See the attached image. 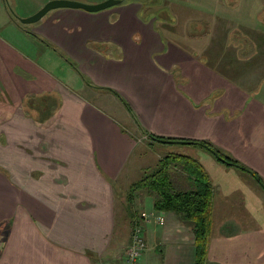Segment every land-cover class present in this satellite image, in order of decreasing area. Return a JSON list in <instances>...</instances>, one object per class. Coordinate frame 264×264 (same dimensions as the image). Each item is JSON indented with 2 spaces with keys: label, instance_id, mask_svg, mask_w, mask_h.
<instances>
[{
  "label": "crops",
  "instance_id": "0c3cea01",
  "mask_svg": "<svg viewBox=\"0 0 264 264\" xmlns=\"http://www.w3.org/2000/svg\"><path fill=\"white\" fill-rule=\"evenodd\" d=\"M122 1L93 14L55 10L26 29L0 15V264H123L126 193L146 167L140 150L154 151L156 168L168 156L157 144L179 145L170 155L190 156L209 177L205 264H264L257 180L202 146L150 138L210 143L264 181V15L181 26L149 15L150 2ZM217 34L216 51L191 49ZM153 202H141L151 218L139 263L195 264V224Z\"/></svg>",
  "mask_w": 264,
  "mask_h": 264
},
{
  "label": "trees",
  "instance_id": "16d2710c",
  "mask_svg": "<svg viewBox=\"0 0 264 264\" xmlns=\"http://www.w3.org/2000/svg\"><path fill=\"white\" fill-rule=\"evenodd\" d=\"M17 24L24 28L23 25ZM32 35L35 38L42 39L35 34ZM49 46L67 58L63 52L53 47V45ZM72 65L75 66L73 62ZM117 95L121 98L119 94ZM122 101L124 102L123 99ZM150 138L158 142L172 141L202 146L212 152L224 164L248 172L264 188V181L253 170L223 154L210 143L180 141L152 135ZM173 168H176L175 172ZM138 192H147L148 196L153 198L154 211L158 213L171 212L178 215L182 220L195 224V264H205L212 228L213 191L209 177L201 164L186 154L168 155L160 161L158 168L151 170L144 178L131 186L127 199L130 204L133 203Z\"/></svg>",
  "mask_w": 264,
  "mask_h": 264
},
{
  "label": "rangeland",
  "instance_id": "374dc122",
  "mask_svg": "<svg viewBox=\"0 0 264 264\" xmlns=\"http://www.w3.org/2000/svg\"><path fill=\"white\" fill-rule=\"evenodd\" d=\"M50 1L53 0H0V15H3L2 19L4 23L7 21V19L9 20L10 18L11 22L17 24L19 23V21L16 20L15 18L17 19L29 18L34 14H36L38 11H40ZM75 1L84 2L87 4H98L106 0H75ZM124 1H133V0H124ZM136 1L152 3V7L154 8L153 10L149 11V15H176L178 17L181 26L191 20L194 21V23L196 24L199 23L201 24L202 23L201 19L203 15H264V3L260 0H258L254 4L248 3L247 0H241L242 3H239L238 5L235 6L225 5L219 2V0H136ZM230 2L234 4L233 0H230ZM47 15L45 17H47ZM23 27L26 29L27 27L29 28L30 25H23ZM5 28L6 27H4V29ZM0 31L3 30L0 28ZM3 35L4 37L9 38L6 32H4ZM201 38L202 37H200L199 39H195L193 41V45L191 48L193 52L200 53L202 49L206 46L210 47L213 51L217 50L218 42L220 41V35L218 34L216 36L212 35L207 39L205 36L204 41ZM157 145L159 146L158 148H156V150L161 152H166L168 155H170L171 150H174L176 148L180 150L176 153L183 151L179 145H166V144H157ZM138 158L139 160H141L142 163H145L147 168L145 167L143 173H138L136 175L137 182L140 181L142 178H144L151 170L155 169L158 166V163L156 164V157L154 155V151L149 148H147V150H140L138 154ZM173 169L175 172L176 168ZM130 188L126 193L127 199L130 192ZM124 190L125 187L123 186V182L119 181L116 184V192L119 200L120 197H122V195L124 194ZM145 198H149L147 192H138L132 204H130L129 201H127L128 204L126 203L127 205L125 209L128 212L126 211L123 214L124 215L128 214L130 216L131 219L129 221L130 224H132V230H133L134 222L140 217V214H142V211H144V209L146 208V206L145 208H142L143 204H141V202H143ZM125 219L126 221H128L127 218Z\"/></svg>",
  "mask_w": 264,
  "mask_h": 264
},
{
  "label": "water",
  "instance_id": "95a60500",
  "mask_svg": "<svg viewBox=\"0 0 264 264\" xmlns=\"http://www.w3.org/2000/svg\"><path fill=\"white\" fill-rule=\"evenodd\" d=\"M121 0H106L98 4H87L84 2H79L75 0H53L48 2L40 11H38L33 16L20 19L15 18L19 21L21 25H33L40 22L47 14L52 11L60 9H71V10H82L86 13H99L108 10L112 7L120 5ZM163 143H174L172 141H162Z\"/></svg>",
  "mask_w": 264,
  "mask_h": 264
},
{
  "label": "built area",
  "instance_id": "2783aa9c",
  "mask_svg": "<svg viewBox=\"0 0 264 264\" xmlns=\"http://www.w3.org/2000/svg\"><path fill=\"white\" fill-rule=\"evenodd\" d=\"M157 223H164V218L153 214ZM150 214L143 212L135 221L132 230L131 242L125 251V260L123 264H140L139 260L147 251V242L145 238V222L149 221Z\"/></svg>",
  "mask_w": 264,
  "mask_h": 264
}]
</instances>
